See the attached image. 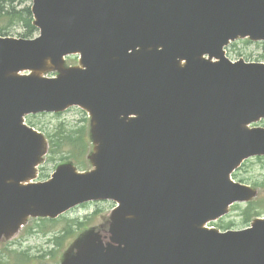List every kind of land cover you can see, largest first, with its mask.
Listing matches in <instances>:
<instances>
[{
  "label": "water",
  "instance_id": "water-1",
  "mask_svg": "<svg viewBox=\"0 0 264 264\" xmlns=\"http://www.w3.org/2000/svg\"><path fill=\"white\" fill-rule=\"evenodd\" d=\"M32 12L39 37L0 36V238L112 199L108 235L88 232L63 264H264V219L204 227L256 195L230 174L264 155V128L247 126L264 118V63L223 47L264 40V0H33ZM73 105L91 115L92 169L25 184L47 140L24 115Z\"/></svg>",
  "mask_w": 264,
  "mask_h": 264
},
{
  "label": "rangeland",
  "instance_id": "rangeland-1",
  "mask_svg": "<svg viewBox=\"0 0 264 264\" xmlns=\"http://www.w3.org/2000/svg\"><path fill=\"white\" fill-rule=\"evenodd\" d=\"M22 32L23 29L22 27H20L15 31L10 32L8 35L13 37H22ZM227 52L228 56L233 60L244 58L248 61H255L257 59H260V57H262V55L264 54V47L262 44L245 43L244 41H238L235 46H229ZM67 62L68 64H76L78 63V58L75 56H69L67 58ZM84 118L87 119V122H89V117L85 111L81 110L80 108L73 107L63 112L62 114L44 113L38 115H30L28 117V122L29 120L33 121L35 126L44 134H53L58 127H64V129L69 133V131L71 130L79 129V127L83 124L82 120H84ZM60 160V157H57L55 162L45 163L43 165L44 169H41L40 171L41 174L51 173L58 165V162ZM66 161L68 160L66 159ZM238 172L239 175L237 176V180L243 179L246 183H249L251 185L257 183L259 194L254 200V203L256 206L262 205V203H264V159H250ZM114 206L115 203L113 201L81 205L80 207L62 216L57 227L55 226L53 228L52 226L54 224H44L42 220L39 221V224H41L40 226H44L47 231H52V233L44 235L42 232H39V230H37L30 235H26L24 230L21 229L14 237L8 240V242L14 239H20L24 236L26 237L27 241L23 245L14 246L15 249H28L34 252H39L40 250L49 251L51 249H54V242L57 240L53 237V234H61V232L64 231L66 227H69L71 225V231H73L74 235L68 234L69 237L64 240V245H66L65 249L61 252V255L59 257L60 260L62 259V254L70 249L73 242L86 229L91 227L104 226L107 220H109V216L111 215ZM245 208V205H242V207L238 208L232 207L230 214L226 218H224V223L233 222L235 228H242L244 225L243 223L245 222ZM252 209L255 208L252 207ZM77 220L78 222H75ZM221 220L222 219L215 222L216 225H220ZM35 221L34 219L30 218L28 223L33 224ZM4 243L6 244V240L4 241ZM4 243L3 241L0 242V250L4 249ZM60 250H56L55 255H58ZM24 256L25 254H19L18 252L8 253L6 255V261L0 260V264H18V261L21 260V257L24 258ZM25 261L26 263H28L29 261H31V257ZM41 262H43L44 264L45 262H51V260L48 258V256H46L44 258H41ZM22 264L25 263L22 262Z\"/></svg>",
  "mask_w": 264,
  "mask_h": 264
},
{
  "label": "trees",
  "instance_id": "trees-1",
  "mask_svg": "<svg viewBox=\"0 0 264 264\" xmlns=\"http://www.w3.org/2000/svg\"><path fill=\"white\" fill-rule=\"evenodd\" d=\"M30 2L31 0H0V35L6 36L22 27L23 32L21 35L23 37H34L37 28L32 24L33 17ZM87 133L86 124H82L79 129L71 130L69 133L64 127H58L53 133L54 137L50 139L51 151L60 159H72L76 162L83 159L80 166L85 168L88 164H86L84 158L91 147ZM70 229L71 225L66 227L61 235L54 236L59 246L63 236L69 233ZM44 232H47V230H44ZM29 258L30 256L25 254L22 260H28ZM0 260L5 261L4 256L0 255Z\"/></svg>",
  "mask_w": 264,
  "mask_h": 264
}]
</instances>
